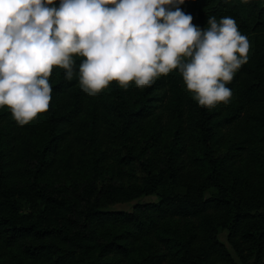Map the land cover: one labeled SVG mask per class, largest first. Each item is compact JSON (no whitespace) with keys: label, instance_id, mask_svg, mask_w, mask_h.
Listing matches in <instances>:
<instances>
[{"label":"trees","instance_id":"1","mask_svg":"<svg viewBox=\"0 0 264 264\" xmlns=\"http://www.w3.org/2000/svg\"><path fill=\"white\" fill-rule=\"evenodd\" d=\"M179 7L247 37L229 102L199 106L179 69L90 96L83 57L71 80L54 66L46 112L19 126L0 107V264H264V0Z\"/></svg>","mask_w":264,"mask_h":264},{"label":"clouds","instance_id":"2","mask_svg":"<svg viewBox=\"0 0 264 264\" xmlns=\"http://www.w3.org/2000/svg\"><path fill=\"white\" fill-rule=\"evenodd\" d=\"M0 0V107L19 126L48 110L53 67L71 80L79 65L83 91L110 82L139 89L179 72L199 106L227 103L225 85L248 61L249 41L230 17H208L200 29L179 6L185 0ZM182 57L190 58L182 61Z\"/></svg>","mask_w":264,"mask_h":264},{"label":"rangeland","instance_id":"3","mask_svg":"<svg viewBox=\"0 0 264 264\" xmlns=\"http://www.w3.org/2000/svg\"><path fill=\"white\" fill-rule=\"evenodd\" d=\"M243 156L244 155H242V158H243ZM244 162H246V160ZM155 200H156L155 195H146V196H142L140 198H136V199L127 201V202L114 203V204L110 205L109 207L112 209H120V210L129 211L135 202H151V201H155ZM225 235H226L225 230H219L218 229L217 235H216L218 240L225 243L226 242Z\"/></svg>","mask_w":264,"mask_h":264}]
</instances>
